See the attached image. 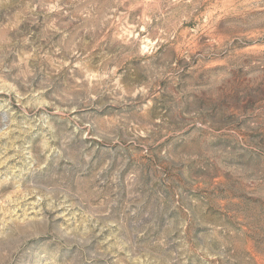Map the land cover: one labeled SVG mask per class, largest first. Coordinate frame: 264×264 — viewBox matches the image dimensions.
Listing matches in <instances>:
<instances>
[{"label": "rangeland", "instance_id": "1", "mask_svg": "<svg viewBox=\"0 0 264 264\" xmlns=\"http://www.w3.org/2000/svg\"><path fill=\"white\" fill-rule=\"evenodd\" d=\"M0 264H264V0H0Z\"/></svg>", "mask_w": 264, "mask_h": 264}]
</instances>
